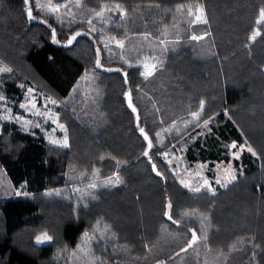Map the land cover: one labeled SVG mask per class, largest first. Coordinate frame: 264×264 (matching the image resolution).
<instances>
[{
  "label": "trees",
  "instance_id": "obj_1",
  "mask_svg": "<svg viewBox=\"0 0 264 264\" xmlns=\"http://www.w3.org/2000/svg\"><path fill=\"white\" fill-rule=\"evenodd\" d=\"M56 1H68L71 20L41 16L32 0H0L4 90L19 99L29 81L53 95L68 136L63 147L12 123L0 131V264H264V0ZM105 2L123 10L101 23L123 39L121 52L156 65L147 79L141 65L97 63V36L81 18ZM201 101L203 118L217 115L193 140L192 161L220 158L231 142L255 150L214 193L188 190L155 154V131ZM112 175L122 182L88 185Z\"/></svg>",
  "mask_w": 264,
  "mask_h": 264
},
{
  "label": "rangeland",
  "instance_id": "obj_2",
  "mask_svg": "<svg viewBox=\"0 0 264 264\" xmlns=\"http://www.w3.org/2000/svg\"><path fill=\"white\" fill-rule=\"evenodd\" d=\"M76 1L78 2V0ZM32 2L37 13L43 17H52L58 23H66V21L71 20V9L68 1L32 0ZM116 5L119 4L111 2L102 3L95 14L90 17L81 18V21L87 23L89 32L97 36V41L100 45V48L97 49V62L99 61V64H101V59L105 57L106 63L112 69L119 68L120 65L130 67L135 64L141 65L145 70H147L145 65L151 68V56L142 55L137 57L135 61L131 60L128 54L121 52L123 39L117 38L104 28V24H110L113 21L111 15L112 9H118L122 17V7L119 5V8H117ZM97 13H100V15H97ZM114 46L119 47L120 52ZM3 69H10V66L0 59V131L5 124L12 123L20 131L42 136L44 141L49 144L67 146V129L65 124L58 119L57 115V105L60 104V101L29 81H23L18 84L22 91L19 99L8 96L1 82V75L7 72ZM52 101H55V103H52ZM202 109L200 103L199 107L189 112L186 117L177 118L156 130L154 141L159 146V149L155 151V154L168 165L177 182L188 190L197 192V189H199V191L206 190L214 193L225 187L222 185L225 184V172L227 170L231 169L232 174L236 178L238 177L239 173H241V165L236 160L241 159V146L243 148L251 146L248 142H245L244 144L232 147L235 143L231 142L228 145V151L223 152L220 158H199L192 161L188 155L189 153H193L196 156L199 155L200 148L193 143V140H195L200 130L205 129L204 121H216L217 113L203 118ZM192 113H199L200 115L198 118H194ZM61 125L63 127H60ZM169 139L170 141L167 143ZM65 140H67L66 145ZM251 149L255 153L252 147ZM95 178L92 182L88 183L89 186L96 185L95 188L91 187L94 190L110 188L116 184V180L119 177L112 175L103 179ZM217 180L220 183H217ZM205 181H207V184ZM230 183H227L226 186ZM76 187L73 186L72 189L75 190ZM18 192L21 193L22 191L17 188L16 193Z\"/></svg>",
  "mask_w": 264,
  "mask_h": 264
},
{
  "label": "snow or ice",
  "instance_id": "obj_3",
  "mask_svg": "<svg viewBox=\"0 0 264 264\" xmlns=\"http://www.w3.org/2000/svg\"><path fill=\"white\" fill-rule=\"evenodd\" d=\"M25 3H26V4H29V3H30V0H25ZM116 7L119 8V5H116ZM198 11H201V12H202V9H198ZM27 14H28L29 19H31V18H32V10H31V7H29V9H28V13H27ZM97 15H100V13H97ZM200 19H201V17H197V20H200ZM203 22H206V21H203ZM261 22H264V9H261V11H260V19L257 20V24H260ZM259 34H260L259 32H255V33L253 34V36L250 37V39H255V37H256L257 35H259ZM76 35H79V33H77ZM53 37H55V30H54V29H53ZM74 38H75L74 36H73V37H70V38L68 39V43L71 44V43H72V40H73ZM192 39H194V40H199V39H202V37L193 36ZM97 63L99 64V61H98ZM145 67H146L147 70H146L145 72H142L141 75L144 76V77L147 79L149 76H151V75L155 72V70H156V65H152L151 68H148L147 65H145ZM3 70H5V71H10V69H3ZM125 95L128 96L129 94H128V93H125ZM52 103H55V101H52ZM203 106H204V101H201V109L203 108ZM129 107H132L131 103H129ZM132 111L135 112L136 109H135V108H132ZM199 115H200L199 113H192V116H193L194 118H198ZM208 123H209L208 120H205V121H204V124H205V125H207ZM60 127H63V125H61ZM140 131H141L142 134H144V129L141 128ZM157 135H159V134H157ZM144 136H145V139L147 140V139H148L147 134H144ZM66 144H67V140H65V145H66ZM149 147H151V143H149ZM232 147H236V145L233 144ZM241 147L243 148V146H241ZM247 150H248L249 152H252L251 147H248ZM253 154H255V153H253ZM144 155H148L147 151L144 153ZM153 170H155V165H153ZM157 175H159V173H157ZM235 179H236V177H235L234 174H232L231 169L227 170V171L225 172V184L222 185V186H226L227 183H230L231 181H233V180H235ZM121 182H122V181H120L119 178H117L116 183L119 184V183H121ZM182 183H183V182H182ZM205 183L207 184V181H205ZM217 183H220V181L217 180ZM90 187L95 188L96 185L93 184V185H91ZM197 191H199V189H197ZM16 194H17V195H20L19 192L16 193ZM168 207L171 208V204H169ZM165 215H168V213H165ZM168 218L171 219V216L169 215ZM85 238H87V234H85ZM43 239H44V240H50L51 237L47 236V234L45 233V234H43ZM196 240H197L196 233L193 232V234H192V240L188 241L189 245H191L192 243H194ZM37 242H38V243H39V242H43V241L41 240V237H37ZM182 250H183V249H182ZM82 251H83V249H82ZM87 254H89V253H86V255H87ZM92 264H95V262H92ZM160 264H163V262L161 261Z\"/></svg>",
  "mask_w": 264,
  "mask_h": 264
},
{
  "label": "water",
  "instance_id": "obj_4",
  "mask_svg": "<svg viewBox=\"0 0 264 264\" xmlns=\"http://www.w3.org/2000/svg\"><path fill=\"white\" fill-rule=\"evenodd\" d=\"M122 74H123V76H124V79L125 80H127V78H126V71H122ZM125 93H128L129 95L128 96H126L125 94V101H126V104H127V106L129 107V103H131V105H132V107H129L130 109H131V111H132V108H135L136 109V111L135 112H133V114H134V120H135V123L137 124L138 123V121H139V114H138V110H137V108H136V106L133 104V102H132V98H131V93H130V90H126L125 91ZM141 129V128H140ZM140 129H139V132H141L140 131ZM142 134V133H141ZM144 134H147L145 131H144ZM144 134H142L143 135V137L145 138V136H144ZM147 137H148V139L146 140L145 139V141H146V147H145V150H144V153L147 151V153H148V150H149V143H151V140H150V137H149V135L147 134ZM153 165H155V164H152V167H153ZM155 170H156V166H155ZM193 232H195L196 233V236H198L197 235V232L194 230V229H192L191 230V233L193 234ZM190 240H192V236H191V239ZM160 262L161 261H156V262H154L153 264H160ZM163 263H164V260L162 261Z\"/></svg>",
  "mask_w": 264,
  "mask_h": 264
},
{
  "label": "crops",
  "instance_id": "obj_5",
  "mask_svg": "<svg viewBox=\"0 0 264 264\" xmlns=\"http://www.w3.org/2000/svg\"><path fill=\"white\" fill-rule=\"evenodd\" d=\"M240 144H241V143H240ZM243 144H244V143H243ZM235 145L237 146V144H235ZM244 150H247V148H245V147L242 148V150H241V154L243 153Z\"/></svg>",
  "mask_w": 264,
  "mask_h": 264
}]
</instances>
